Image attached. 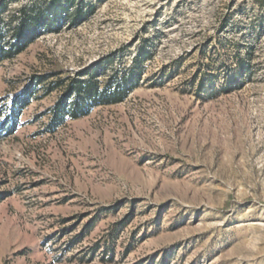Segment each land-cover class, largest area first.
I'll return each instance as SVG.
<instances>
[{"label": "rangeland", "instance_id": "rangeland-1", "mask_svg": "<svg viewBox=\"0 0 264 264\" xmlns=\"http://www.w3.org/2000/svg\"><path fill=\"white\" fill-rule=\"evenodd\" d=\"M71 1L0 65L5 102L49 76L0 138V264H264V0ZM85 68L137 85L49 127Z\"/></svg>", "mask_w": 264, "mask_h": 264}, {"label": "trees", "instance_id": "trees-1", "mask_svg": "<svg viewBox=\"0 0 264 264\" xmlns=\"http://www.w3.org/2000/svg\"><path fill=\"white\" fill-rule=\"evenodd\" d=\"M11 1L13 0H0V14ZM73 3L71 0H39L31 5L19 7L17 13L7 22L0 16V65L4 60L14 58L24 51L42 33L57 32L62 25H78L84 21L86 17L84 8L75 6L71 12ZM98 65H94L92 69ZM91 71L85 68L76 74L77 77L67 79L69 82L49 110L51 113L49 127L54 128L62 123L64 116L75 119L84 116L96 105L120 102L137 85V80L129 85L131 78L124 79L121 84H112L111 80L101 82L97 80V73L85 80L79 78ZM47 77L49 76H33L30 84L21 93L13 95L7 102L0 99V138L16 131L21 124L22 110L36 97L38 89L36 86ZM62 84L63 80L56 81V85ZM52 89L53 86L50 85L45 92L48 93Z\"/></svg>", "mask_w": 264, "mask_h": 264}]
</instances>
